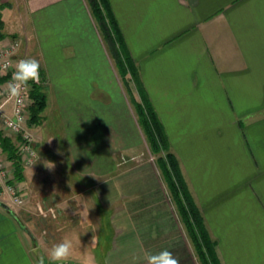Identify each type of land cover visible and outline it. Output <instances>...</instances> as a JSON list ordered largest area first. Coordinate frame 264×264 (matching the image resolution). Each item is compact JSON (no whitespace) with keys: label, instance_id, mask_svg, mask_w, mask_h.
<instances>
[{"label":"crops","instance_id":"0c3cea01","mask_svg":"<svg viewBox=\"0 0 264 264\" xmlns=\"http://www.w3.org/2000/svg\"><path fill=\"white\" fill-rule=\"evenodd\" d=\"M110 2L223 264H264V0ZM28 7L21 31L37 38L47 96L34 137L40 151L63 153L73 182L60 188L63 210L82 208L92 224H105L108 208L107 224L155 225L140 245L193 264L162 175L147 160L120 171L121 155L142 156L143 130L88 0ZM36 164L23 181L29 197L47 161ZM27 211L0 204V264H40L22 227L34 223Z\"/></svg>","mask_w":264,"mask_h":264},{"label":"rangeland","instance_id":"374dc122","mask_svg":"<svg viewBox=\"0 0 264 264\" xmlns=\"http://www.w3.org/2000/svg\"><path fill=\"white\" fill-rule=\"evenodd\" d=\"M15 1L4 0L3 3L0 2V14L2 15L3 22L4 18L2 10H5L4 12L8 13V17L10 18L9 23L5 24L4 22V25L1 29L2 37H0V43H7L13 39H16L20 43L21 55L25 56V58H35L36 60H38L35 56V46L38 45V42L36 43L37 38H31L28 35L24 36L22 34V25L29 24L28 18L30 17V12L28 7V0H17L18 4H16ZM19 3H21V5ZM27 11L29 14H26ZM104 41L108 46L107 41L105 39ZM110 53L112 52L110 51ZM111 56L115 62V59L112 54ZM130 78L131 76L128 75L129 80H131ZM130 89L136 96H138L136 85L132 80L130 81ZM128 97L131 101L132 96L130 95L129 91ZM42 121L43 120H41V122L36 125H30V127H32V129H30L33 135L37 134V130L40 129L37 125L41 124ZM45 121L47 122V118H45ZM34 136L36 137V135ZM143 136L144 147L142 156L132 158L131 155H129L128 157L121 155L120 159L122 161H125L126 163L119 166L120 171H123L124 169L128 170L134 166L139 165L140 162H144L147 160L151 162L152 165L155 167L156 171L161 174V171L156 162V158L158 155L152 154L144 132ZM11 138L17 145V140L15 136H11ZM50 142L51 141L49 140L46 141L47 144H49ZM34 145L36 150V157L31 165L23 164L25 174L27 173V170L29 168L34 165H37L36 163L42 162L44 160L48 161V159L43 158L44 155L48 156L49 158L51 157L52 159H55L54 168L49 170L45 167V164L42 165L41 178L40 180L38 179L37 181L31 184L32 189L30 197L27 192L29 188H27L26 184L23 182L25 178L23 181L17 182L18 186H20V188L22 189L24 201L21 204L12 203L11 201H9L11 202L12 206H14L15 209H19V211H21L23 207L27 208V210H29L27 211V214L30 215V217L34 220L33 224H22L24 232L27 235H31V247L33 252L38 254L43 260H50L48 257V250L51 248V246L55 243L61 242L62 239H64L65 237H68L73 241V254L70 257L73 261L68 260L66 263L134 264L133 258H136L135 264H144L143 255H140V253L144 252V250L149 252V250L148 248H143V246L140 245V240L145 239L144 236H146V238H149L150 236H152V234L157 233V227H155L154 225L152 229L149 227L147 229H142L140 227L147 226V224H107L106 222L108 220V217H110V212L106 213V210L109 211L108 208L106 210L104 209V212L102 213L105 224H92V222L87 219V213H84L85 210L81 208V204H78L77 201L73 205V208H81L80 211L73 215L66 213V211L63 210V207L62 205H60L59 202L62 198L60 196V188H64L65 186H67V184L72 185L73 182L65 181L67 179V176L64 175L66 173V166L62 164L63 157L61 156H63V153H61L59 149L56 151L54 149H52L53 151L48 149L49 151L47 150L45 152V148H41V152L37 148L36 140ZM3 156L6 161L9 162L8 165L10 166V168L13 169L12 177L14 178V168L12 166V162L7 159L6 153H3ZM164 183L167 191L170 193L165 181ZM109 185H113V181L109 183ZM80 187L81 186H79L78 188ZM43 191L45 193V196L41 197L40 194ZM55 192H57L58 197L54 196ZM55 197L56 199L58 198L56 202L54 201ZM170 197L172 200L171 195ZM75 199L81 200L80 197H75ZM5 202H7L6 199ZM99 206L101 208L100 203ZM176 213L178 220L181 222V224L179 225L182 231V236H184L186 242H188L190 250L192 252V256L195 260V263L193 261L192 263L201 264L196 254L192 240L188 235L178 212ZM61 217L63 219V221H61L64 223L57 224L56 220L60 221ZM83 222H85L86 224H82ZM137 226H139V229L137 228ZM137 230L139 233L137 232ZM137 233L141 235V237L137 235ZM94 235L96 237V243L92 244V237ZM125 255H128V258L125 257ZM179 256L178 258L175 256L179 260V264H187L186 259H179ZM49 264H55V262L50 260Z\"/></svg>","mask_w":264,"mask_h":264},{"label":"trees","instance_id":"16d2710c","mask_svg":"<svg viewBox=\"0 0 264 264\" xmlns=\"http://www.w3.org/2000/svg\"><path fill=\"white\" fill-rule=\"evenodd\" d=\"M92 14L97 22L104 39L115 59L118 71L132 96V104L140 126L146 136L152 154L158 155L157 165L166 182L176 210L194 245L201 264H223L217 249V242L212 236L205 217L196 202L190 186L184 176L180 160L171 146L165 126L151 101L142 82L138 66L133 59L110 0H88ZM4 25L0 14V37ZM135 83L138 98L130 89V81ZM9 79V75L0 76V83ZM30 96V125H36L43 120V111L47 105V96L42 84L31 82ZM0 146L7 159L12 162L14 178L12 181H23L25 178L24 165L18 146L11 136L0 130Z\"/></svg>","mask_w":264,"mask_h":264},{"label":"built area","instance_id":"2783aa9c","mask_svg":"<svg viewBox=\"0 0 264 264\" xmlns=\"http://www.w3.org/2000/svg\"><path fill=\"white\" fill-rule=\"evenodd\" d=\"M1 1V0H0ZM25 56L20 54V43L13 39L7 43H0V76L9 75V79L0 83V130L8 136H15L19 153L23 159V164L31 165L36 157L35 137L31 132L29 124L30 105L32 99L30 96L31 82L23 91V103L16 105L10 101L7 96V84L11 80L12 67L4 68L5 64H14ZM42 82L41 72L39 80L35 83ZM10 121H13L10 125ZM9 162L3 156L0 146V198L8 203L21 204L24 201L23 192L16 181L13 180V169L8 165ZM11 201V202H9Z\"/></svg>","mask_w":264,"mask_h":264},{"label":"clouds","instance_id":"9594fccd","mask_svg":"<svg viewBox=\"0 0 264 264\" xmlns=\"http://www.w3.org/2000/svg\"><path fill=\"white\" fill-rule=\"evenodd\" d=\"M8 67L13 68L11 80L8 82L6 89L8 99L14 101L16 105H21L23 103V91L27 88L29 82H37L39 80L40 63L35 58H24L14 64L4 65L5 69ZM9 123L11 125L14 122L10 121ZM45 167L51 170L54 168V164L51 161H47ZM91 243H96L95 235L92 237ZM72 254L73 241L68 237H65L59 243L53 244L48 250V257L55 264H66ZM133 260L135 264L136 258H133ZM143 262L144 264H179V260L168 249H162L156 253H145ZM40 264H43V259H41Z\"/></svg>","mask_w":264,"mask_h":264},{"label":"water","instance_id":"95a60500","mask_svg":"<svg viewBox=\"0 0 264 264\" xmlns=\"http://www.w3.org/2000/svg\"><path fill=\"white\" fill-rule=\"evenodd\" d=\"M0 204H4V205H5V202H3V201H0Z\"/></svg>","mask_w":264,"mask_h":264}]
</instances>
